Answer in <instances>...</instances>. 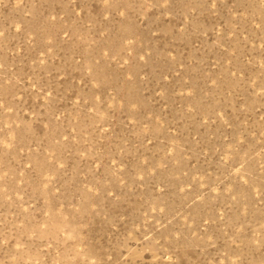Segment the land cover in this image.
<instances>
[{
	"label": "rangeland",
	"instance_id": "rangeland-1",
	"mask_svg": "<svg viewBox=\"0 0 264 264\" xmlns=\"http://www.w3.org/2000/svg\"><path fill=\"white\" fill-rule=\"evenodd\" d=\"M0 264H264V0H0Z\"/></svg>",
	"mask_w": 264,
	"mask_h": 264
}]
</instances>
